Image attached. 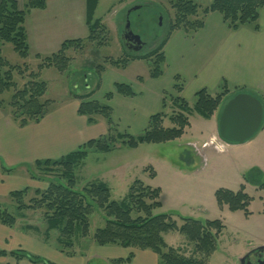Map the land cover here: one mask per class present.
<instances>
[{
	"label": "trees",
	"instance_id": "16d2710c",
	"mask_svg": "<svg viewBox=\"0 0 264 264\" xmlns=\"http://www.w3.org/2000/svg\"><path fill=\"white\" fill-rule=\"evenodd\" d=\"M91 1L95 3L97 0ZM169 4L174 11L170 31L155 48L146 53L128 52L120 58H108L105 61L113 66L125 67L130 60L145 59L150 63V76L158 78L164 72V47L173 31L184 29L193 32L202 28L206 15L212 11L220 12L230 28L249 25L257 29L260 12L264 10V0H213L204 7L195 0H169ZM45 7L46 0H27L23 8L19 7L16 0H0V107L8 111L20 126L41 121L49 111L50 100L45 97L48 85L40 76L42 69L56 67L65 71L72 61V50L83 49L88 42L101 46L110 41V30L105 23L101 20L89 21V35L86 38L64 40L58 51L39 57L41 62L37 70L31 69L26 62L11 64L2 55L1 46L10 42L21 57L27 58L29 42L25 28L26 16L33 8ZM104 65H98V69L103 71ZM16 74L23 77L22 86H18ZM173 87L175 93L170 95L173 111L170 114L165 111L152 114L147 127L138 135L118 129L113 119V109L108 104L114 93L134 96L136 93L129 83L116 82L114 91L106 93L103 100L91 98V94L79 96V113L86 115L89 123H95L97 115H102L108 124L107 133L88 140L59 159L36 161V168L51 174L58 172L55 175L57 180H51L45 189L36 188L28 202L25 198L31 188L11 191L9 196L17 202L18 210L41 209L47 223L43 231L47 239L52 230H59V243L68 247L73 246V237L77 232L85 236L89 233L90 215L96 204L106 216L105 224L94 232L97 244L151 249L159 256L158 264H208L209 256L217 248L219 236L225 228L222 219L182 217V223H179L170 213H157L155 210L162 206V190L140 179L134 180L127 194L119 200L112 198L111 187L103 180L91 181L82 189L76 188L75 168L90 151L111 152L119 144L137 148L142 143L174 140L184 134L194 111L209 119L232 96L227 97L229 87L224 83L222 91L216 94L207 88L199 89L194 95V103L190 104L180 95L184 88V80L180 75L175 76ZM6 92L12 93L10 99L5 97ZM166 96L165 94L163 97V105H166ZM166 119L170 120L171 126L165 125ZM243 178L245 183L264 190V173L260 168L252 167ZM216 198L220 206L228 205L230 210L250 213L252 196L245 191L244 183L236 191L218 188ZM16 221V216L0 202V222L12 227ZM26 228L34 227L28 224ZM34 229L41 232L38 228ZM175 230L194 242L195 250L201 255H186L180 247L168 245L163 235ZM8 254L15 256L17 260L27 258L34 263L56 264L25 249H0V256ZM133 257L134 253L130 252L127 257L112 259L111 263L129 264Z\"/></svg>",
	"mask_w": 264,
	"mask_h": 264
},
{
	"label": "rangeland",
	"instance_id": "374dc122",
	"mask_svg": "<svg viewBox=\"0 0 264 264\" xmlns=\"http://www.w3.org/2000/svg\"><path fill=\"white\" fill-rule=\"evenodd\" d=\"M134 6L140 7L132 9ZM130 9H132L129 14L130 28L134 34L141 37L144 43L139 52L146 53L152 50L168 35L170 23L174 16L169 0L130 1L118 17V27L114 25L113 18H111V21H107L110 26L109 44L98 46L95 42H88L83 49L72 50L70 52L72 61L62 76H59L56 67L45 69L42 75L40 73L41 78L47 82L48 88L45 97L50 100L52 108L61 105L66 100L69 101L73 97L69 93V82L72 92H81L86 90L87 86H90L94 90V95L102 99L106 93L112 91L115 82L135 78L139 74L138 72H142V64L145 65L144 70L145 67L150 66L148 61L140 62L141 64L135 62L125 70L123 68L118 69L116 66L112 67L113 65L105 61L108 58H120L129 51L123 43L122 34L126 27L127 15ZM115 10H118V6L114 8L112 14ZM1 53L11 64L26 62L33 70H37L38 64L41 62V59L33 54H30L27 58L21 57L10 42H5L1 46ZM100 64H105L103 71L98 69ZM15 79L18 81V86H22L23 77L16 74ZM165 94L167 95L166 105L162 104L159 111L170 114L174 107L169 92H165ZM11 95V92L5 93L6 98L10 99ZM193 103L194 101H191V104ZM99 118L104 119L102 115H99ZM204 119L194 111L190 116L192 125L186 128L182 136L174 140L142 143L137 148H129L119 144L115 149L121 148L115 152L90 151L87 157L75 168L76 188L82 189L87 183L94 180H104L112 188V198L119 200L124 198L131 183L136 179H140L154 187H160L162 189L161 201L164 207L156 209L155 212L170 213L179 223H182V217H192L200 220L219 218L225 223V228L218 239L217 248L210 254L208 264H241L240 257L234 255L238 244L237 239L247 240L249 237L254 240V237L243 236L235 228L240 219H243V213L230 210L228 205L220 206L216 198V189L211 191L210 194L209 191L202 188V183L206 182V179L201 180L199 178L200 176L206 177L210 181V188L229 185L235 188L239 187L243 174L254 167V165H251L254 164L252 162L260 161L264 168V131L261 130L256 138H252L255 142L258 141L257 144H260L257 147L253 146V140L250 139L243 144L229 145V152L208 149L206 154L208 162L205 170H203L200 166L202 159L197 155V150L192 145L195 144L201 147L205 141L213 136L212 134L207 140L199 141L202 138H207V134L210 132L208 129L209 122ZM116 125L118 127V124ZM165 125L171 126L172 123L169 119H166ZM119 130L124 132L121 128ZM143 131L144 129L126 130V132L134 135L141 134ZM233 147H235V150ZM247 148L250 150H247ZM117 166H120V168L115 170ZM203 166L204 164H202V168ZM32 170V177L37 185H30L31 191L25 198L26 202L32 198L34 190L38 186L40 189H45L51 180H57L55 175L58 172L51 174L35 167ZM153 173H155V179H152ZM254 186V184L249 186V192L257 196L258 189ZM9 194L0 195V202L16 216L17 221L13 226L15 228L25 226L26 228L28 225L26 223H30L34 228L41 230V232H38L34 228H27L28 231L23 233L31 239L26 240L29 247L21 249H25L31 254L47 258L56 264H112V259L127 257L130 252L134 253L139 249L129 247L128 253L123 256L125 248L120 247V245H99L95 242L94 232L98 227L103 226L106 220L104 211L96 204H94V210L90 215L89 233L85 236L81 232H77L73 237V246H63L58 241L59 230H52L48 239L45 236L43 231L46 229L47 223L41 209L20 211L17 208V202ZM207 216L210 218H205ZM165 237L167 242L173 244L170 245L166 242L168 245L180 247L186 255H201L195 250L194 242H191L179 231H170ZM18 249L20 248L15 250ZM254 250L257 252L258 247ZM251 253L253 252L249 254ZM106 255L114 256V258L104 259ZM138 262L139 259L136 264ZM0 264L43 263H34L27 258L17 260L15 256L8 254L7 256H0Z\"/></svg>",
	"mask_w": 264,
	"mask_h": 264
},
{
	"label": "crops",
	"instance_id": "0c3cea01",
	"mask_svg": "<svg viewBox=\"0 0 264 264\" xmlns=\"http://www.w3.org/2000/svg\"><path fill=\"white\" fill-rule=\"evenodd\" d=\"M16 1L19 7L23 8L27 0ZM130 1L132 0H97L93 3L91 0H46L45 8L31 9L25 19L29 56L33 54L39 59L58 51L66 39L86 38L89 35V21L101 20L109 28L107 21L113 18L114 25L118 27V17ZM195 1L204 7L213 0ZM116 6L118 10L112 14ZM258 23L257 29L249 25L233 29L228 26L220 12L212 11L206 15L202 28L193 32L184 29L173 31L164 47L163 74L153 78L149 74L150 67H145L144 70L145 65L142 64L141 73L138 72L135 78L122 81L129 83L136 94L125 96L114 93L108 100L113 109V119L119 129L124 132L145 129L149 117L161 109L165 92H169L170 95L175 93L173 85L176 75H180L184 80V88L180 95L190 104L191 101H195L194 95L199 89L207 88L211 93H218L222 91L224 83L229 87L227 97L243 89L258 96L264 104V10L260 12ZM135 62L141 64L140 62L147 60L134 59L125 67H116L126 70ZM47 68L50 67L41 70V75ZM58 74L62 76L64 71L58 70ZM68 89L73 95L69 101L66 100L53 108L50 106L47 115L41 121L25 126L16 123L9 112L0 107V195L30 188L33 184L36 186L37 183H34L32 177L36 161L59 159L88 140L107 133L108 124L105 118L100 119L97 115L96 122L89 123L87 116L79 113L81 101L79 96L93 93L91 98L98 100L104 98H97L90 86L81 92H72L69 82ZM220 112L221 108L211 118L204 119L209 122L210 132L207 138L199 141H205L217 133ZM261 130L264 131V125L254 138ZM252 140L253 146H260L256 143L258 141ZM233 148L235 150V147ZM229 151L230 149L226 152ZM200 163L201 169L205 170L206 167L202 168V162ZM252 163L254 164L251 165L260 168L264 173L262 162ZM119 168L120 166H117L115 170ZM199 179H206V182L202 183V188L210 194L214 189H218L216 186L210 188V181L206 177L200 176ZM242 183L245 184V191L252 196V201L249 204V214L237 210L241 211L244 217L235 228L243 236L254 237V240L249 237L247 240L237 239L234 255L240 258L254 248L264 246V190L254 186L258 189V195L254 196L249 192L251 184L245 183L243 176L240 185ZM240 185L237 188L230 185L223 187L236 191ZM26 231L28 229L25 226L15 228L0 222V249L12 251L16 248L29 247L26 240L31 238L23 234ZM169 233H165V241V236ZM123 248L127 249L123 250L125 256L129 248ZM104 257L107 260L114 258L107 255ZM138 259L137 264H158L159 261L158 255L150 249L136 250L129 264H136Z\"/></svg>",
	"mask_w": 264,
	"mask_h": 264
},
{
	"label": "water",
	"instance_id": "95a60500",
	"mask_svg": "<svg viewBox=\"0 0 264 264\" xmlns=\"http://www.w3.org/2000/svg\"><path fill=\"white\" fill-rule=\"evenodd\" d=\"M134 6L132 9L139 8ZM128 12L126 27L122 34L123 42L129 39L133 48L131 51H139L143 47L141 37L134 34L130 28ZM125 44V43H124ZM127 47V45H125ZM128 48V47H127ZM264 124V105L261 99L255 94L248 91H240L229 97L221 107V112L218 120V136L229 145L243 144L253 138ZM261 247L260 251H263ZM245 255L240 258L241 264L247 261ZM257 264H264V258L261 254L258 255ZM248 264H253L248 260Z\"/></svg>",
	"mask_w": 264,
	"mask_h": 264
},
{
	"label": "built area",
	"instance_id": "2783aa9c",
	"mask_svg": "<svg viewBox=\"0 0 264 264\" xmlns=\"http://www.w3.org/2000/svg\"><path fill=\"white\" fill-rule=\"evenodd\" d=\"M197 151V153L203 159L204 164L207 163V155L205 153V149L208 147H213L218 151H225L227 149V144L223 142L217 135H213L210 137L208 141H205L201 147L196 146L195 144L192 145Z\"/></svg>",
	"mask_w": 264,
	"mask_h": 264
},
{
	"label": "flooded vegetation",
	"instance_id": "af4514ba",
	"mask_svg": "<svg viewBox=\"0 0 264 264\" xmlns=\"http://www.w3.org/2000/svg\"><path fill=\"white\" fill-rule=\"evenodd\" d=\"M125 45H127V47L128 48H133L134 47V44H132V42L129 40V39H126L125 40ZM262 252V257L264 258V251H261ZM261 252L259 251V252H253V253H251V254H249L248 256H247V261L245 262V264H248V260H250L253 264H257L256 262H257V260L259 259V254H261Z\"/></svg>",
	"mask_w": 264,
	"mask_h": 264
}]
</instances>
